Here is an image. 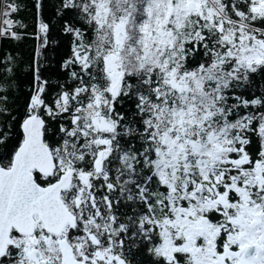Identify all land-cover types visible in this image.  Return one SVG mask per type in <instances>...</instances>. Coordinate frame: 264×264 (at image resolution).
<instances>
[{
  "label": "snow or ice",
  "instance_id": "6c2138e0",
  "mask_svg": "<svg viewBox=\"0 0 264 264\" xmlns=\"http://www.w3.org/2000/svg\"><path fill=\"white\" fill-rule=\"evenodd\" d=\"M0 264H264V0H0Z\"/></svg>",
  "mask_w": 264,
  "mask_h": 264
}]
</instances>
